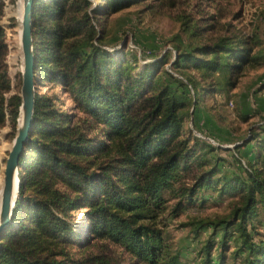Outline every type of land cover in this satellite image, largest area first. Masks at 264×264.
<instances>
[{"label": "trees", "instance_id": "16d2710c", "mask_svg": "<svg viewBox=\"0 0 264 264\" xmlns=\"http://www.w3.org/2000/svg\"><path fill=\"white\" fill-rule=\"evenodd\" d=\"M146 1H33L35 80L61 86L74 105L66 111L47 93L35 94L11 222L0 232V264H111L107 244L106 251L86 254L90 241L119 247L139 263L190 264L171 252L160 218L167 195L178 199L174 212L180 211L183 199L192 202L197 191L211 186L217 168L213 163L195 177L193 170L204 166L216 147L183 137L184 117L194 114L202 91L228 94L246 68L258 66L262 54L255 49L261 43L253 34H235L176 46L173 58L163 52L134 74L135 57L107 48L104 19ZM1 27L0 128L8 120L13 138L21 97L19 91L6 96L12 88ZM189 29L188 21L183 30ZM197 32L193 25L190 34ZM17 46L21 55L19 36ZM166 63V78L154 76ZM203 81H209L206 89ZM248 144L241 141L235 151ZM250 151L252 158L245 161L236 153L243 176L216 180L223 192L238 196L229 213L191 223L196 233L209 226L212 235L220 234L217 242L204 243L200 264H212L214 247V264H225L234 234L235 263L264 264V239L255 241L250 233L254 219L264 214V140ZM184 173L193 179L190 186L181 181ZM77 211L88 222L84 236L75 227Z\"/></svg>", "mask_w": 264, "mask_h": 264}, {"label": "rangeland", "instance_id": "374dc122", "mask_svg": "<svg viewBox=\"0 0 264 264\" xmlns=\"http://www.w3.org/2000/svg\"><path fill=\"white\" fill-rule=\"evenodd\" d=\"M18 4L19 0H10L8 5L3 4V14L1 11L0 15V26L3 27L1 28L7 49L4 63L12 88L6 94L7 97L15 91L20 92L21 87L22 57L18 55L17 46L20 34ZM104 20V26L110 35L107 48L118 49L121 55L127 57H135L136 64L132 62L135 67L134 74L163 52L169 51V58H173V47L176 46L185 48L189 43H211L222 35L235 34H253L260 40L261 44L255 50L262 54L261 63L255 68H246L238 84L228 94L202 91L194 114L184 117L183 137L197 139L200 145L211 144L216 147L208 153L206 164L193 170L195 177L208 170L213 163H216L217 172L211 178V186L197 191L192 202L182 200L178 212H174L178 199L167 195V207L160 220L171 252L179 254L181 259L190 264H200L204 258L202 246L207 240L217 242L220 234L212 235V228L209 226L202 227L196 233L191 223L195 219L213 220L229 213L238 196L236 193L223 192L221 183L216 180L226 176H243L242 163L238 161L236 153L243 160L249 156L252 158L251 146L257 140H264V90L260 89L261 83L264 82V0H150L116 12ZM188 21L190 29L184 31L183 26ZM193 25H196L197 36L190 34ZM169 68L170 63H166L155 71L154 76L166 78L165 69ZM171 70L173 74L178 75L172 68ZM188 72L194 74L195 71ZM208 83L209 81L202 82L204 89L208 87ZM35 86L36 93L52 96L57 107L66 111L73 107V101L61 86L40 80H35ZM189 90V98H192L193 90ZM242 114L247 117L243 119ZM10 131L11 124L7 120L0 128V186L5 158L14 138ZM241 141L249 144L239 152L235 151V145ZM184 174L181 181L189 186L193 184L191 175ZM82 212L77 211L74 216L76 230L84 236L88 222ZM254 222L255 230L252 232L249 228L254 240L264 239L262 211ZM235 236L234 234L228 238L225 264L238 262L237 259L235 263L232 256L237 245ZM104 244H107V251L102 246ZM75 251L77 253V250ZM85 251L86 254L106 251L111 258V264H144L105 241H90ZM217 253L218 248L211 249L212 264L217 261Z\"/></svg>", "mask_w": 264, "mask_h": 264}, {"label": "water", "instance_id": "95a60500", "mask_svg": "<svg viewBox=\"0 0 264 264\" xmlns=\"http://www.w3.org/2000/svg\"><path fill=\"white\" fill-rule=\"evenodd\" d=\"M34 0H23L20 28L21 48V105L19 108L21 122L16 128L12 145L5 158L3 183L0 192V232L11 222L13 207L19 189V159L24 144L32 127L34 98L36 93L34 78V52L32 38V5Z\"/></svg>", "mask_w": 264, "mask_h": 264}, {"label": "bare ground", "instance_id": "6f19581e", "mask_svg": "<svg viewBox=\"0 0 264 264\" xmlns=\"http://www.w3.org/2000/svg\"><path fill=\"white\" fill-rule=\"evenodd\" d=\"M1 1H2V3L4 5H8L9 2H10V0H1ZM22 9H23V0H19L18 11H17V19H18V23H19V32H20V28H21L20 22H21V17H22ZM19 48H20V34H19ZM20 51H21V48H20ZM20 122H21V116L19 114V119H18L17 126L20 124ZM2 183H3V175H2ZM2 183H1V186H0V192H1V189H2Z\"/></svg>", "mask_w": 264, "mask_h": 264}]
</instances>
